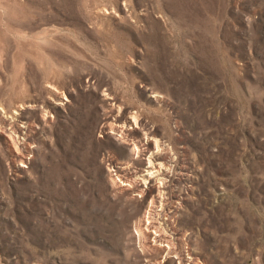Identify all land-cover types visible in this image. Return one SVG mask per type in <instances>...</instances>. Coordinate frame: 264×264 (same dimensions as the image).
Masks as SVG:
<instances>
[{
  "label": "rangeland",
  "instance_id": "obj_1",
  "mask_svg": "<svg viewBox=\"0 0 264 264\" xmlns=\"http://www.w3.org/2000/svg\"><path fill=\"white\" fill-rule=\"evenodd\" d=\"M112 97L192 173L171 188L193 255L264 264V0H0V122L25 103L33 127L22 164L0 132V264H177L137 243L148 198L111 183L144 169Z\"/></svg>",
  "mask_w": 264,
  "mask_h": 264
},
{
  "label": "bare ground",
  "instance_id": "obj_2",
  "mask_svg": "<svg viewBox=\"0 0 264 264\" xmlns=\"http://www.w3.org/2000/svg\"><path fill=\"white\" fill-rule=\"evenodd\" d=\"M100 11L111 10L102 8ZM44 87L48 100L52 104L63 105L59 97L67 100L65 93L60 91L51 80L45 83ZM112 100V106L115 108L113 114L116 118L113 122L106 124L108 133L122 138L123 142L131 143V147L128 148L130 158L139 159L140 155L144 156L142 159L144 169L140 174H133L135 176L133 178L117 174L116 179L111 180L112 185L121 191L134 189L137 195L148 198L141 217L134 225L137 243L145 252L163 253L162 261L173 257L176 258L177 264H202L200 257L198 258L191 252L187 231L178 226L177 217L182 209L183 194L181 193L183 192L171 188L172 184L174 185L171 178L172 173L176 172L179 179L182 178L188 182L192 173L187 172L185 163L175 161L176 152L172 151L169 140L162 141L158 137L159 130L156 125L149 124L146 119H143L139 110L131 108L124 111L122 105H119L114 97ZM31 105L28 104L27 107ZM15 107V111L12 109L13 112H10L7 117L15 121L8 123L7 126V115H4V119L0 122V132L7 140L9 151L19 157L22 164L32 156V142L28 141L25 135H29L33 127L19 117L22 114L20 110L25 107V103H19ZM0 112L7 114L8 110L0 107ZM41 118H47L46 111ZM134 134H138L139 137L131 140ZM23 149L31 153H23ZM155 263H160V261L156 260Z\"/></svg>",
  "mask_w": 264,
  "mask_h": 264
}]
</instances>
